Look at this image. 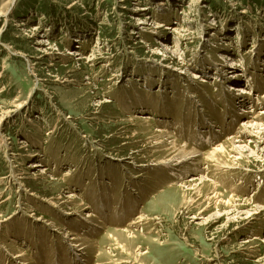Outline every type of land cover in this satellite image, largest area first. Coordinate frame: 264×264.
Returning <instances> with one entry per match:
<instances>
[{"label":"rangeland","instance_id":"1","mask_svg":"<svg viewBox=\"0 0 264 264\" xmlns=\"http://www.w3.org/2000/svg\"><path fill=\"white\" fill-rule=\"evenodd\" d=\"M263 96L264 0H0V264H264Z\"/></svg>","mask_w":264,"mask_h":264},{"label":"bare ground","instance_id":"2","mask_svg":"<svg viewBox=\"0 0 264 264\" xmlns=\"http://www.w3.org/2000/svg\"><path fill=\"white\" fill-rule=\"evenodd\" d=\"M140 23H144V21H142ZM182 30L187 31L188 33H193V30L191 29V27L184 26ZM40 43L43 44L42 41H40ZM70 53H74L75 55H79V52H77V51H74V52L71 51ZM231 64H233V63H231ZM219 69L222 70L223 72L225 71V70H223L222 67L219 68ZM228 72L229 71H227V73ZM197 76L198 75L196 74L195 77H197ZM229 87L230 86H228L227 88H229ZM203 110L204 109H201L200 111L202 112ZM252 111H253V108H250L248 110L247 109L246 110L244 109L243 113H251ZM262 112H264V110H262ZM256 116H258V115L255 114V117ZM247 117H254V115L253 114L252 115L249 114V116H247ZM139 119H141V120H148V119H151V117L149 115H145V116H140ZM252 119L253 118H251V119L249 118L248 120L244 121V123H242V125L240 126V132L242 134L241 136H243V137L246 138L245 141L247 143H250L251 142L250 139H252V142L255 143L256 149L262 150V148H260V145L262 144V141L264 140L263 139V136H264V122L263 123H259L258 122L257 124L256 123L254 124V123H252V121H254ZM144 122H146V121H144ZM259 129H260V131H259ZM256 130H258V132ZM152 134H153V138H154V142H155L154 144H156V145L157 144L168 145V147H166V149H167V151H169V153H168L167 156L160 158L157 162L150 163V164H152V166H154V165L155 166H158L159 165L158 167H160V168H164L165 167L170 173H172L174 175L177 172H180L181 173V172L186 171V167H184V166L187 165L188 163H190V164L191 163H194L195 162V158L199 155V153H198L199 151H197L194 148H189L188 149L187 147H185V145L178 146L176 139H172V140L168 141L166 139L167 137H165V133L163 131H160L158 128H156L155 131L152 132ZM236 137L237 136L232 137V141H231L232 142V151L233 152H235L236 154H239V155L241 154L242 156H244L245 155V152L247 150L248 151L250 150V153L253 151V150L247 148V146L244 143L245 141H241V140H238L237 141ZM25 144L26 143H24V146H25ZM224 149H225L224 143L223 144H221V143L220 144H217L214 147H212L211 151L209 153H207V155L210 158L215 159V157L217 156V153L218 152L223 153L224 152ZM197 163H198V161H197ZM35 166L37 167L38 165H35ZM223 166L224 167H229V166H227L225 164ZM194 171H195V169H194ZM199 172H201V171H199ZM109 173L110 172H108V174H106L107 177H109L108 175H111ZM204 179H205V177H203V175L202 176H198V174L196 172V175L191 176L190 178H188L184 182V184L192 185V184H196L197 181H203ZM74 195L75 194H73V193H70L69 195H67L66 201H69V202L73 201L75 199L74 198ZM152 201L153 200H151L150 202H152ZM54 205L57 206L55 203H54ZM58 208H60V207H58ZM84 216L86 217L88 215H84ZM144 219H146V218L144 217L143 214L138 215L137 218H136V220L131 221L128 225L129 226L131 225L132 227H136V225L139 224L140 221H143ZM126 230H127V228L124 229V230H121V231H126ZM119 231L120 230L109 231L107 233V235L111 237V234H110L111 232H119ZM67 234H71V236H69V237L66 236L69 239L70 243L73 245V246H71L72 247L71 250L72 251H75L77 253L80 252V254H81L82 253L81 252V249L80 248H77V247H79L83 243H75V242L78 241V238H79L78 236L79 235H76L74 233H67ZM68 244H69V242H68ZM91 245H92V242H91ZM119 246L120 245L117 244V243H113V245H109L111 251H112L113 248H116V249L119 248ZM137 252H140V251L138 250ZM105 254L106 253H101V252L99 253V255H102L104 257H107V255H105ZM23 255H24V253L22 251H20V253L18 252L15 255H13L12 258H14V260H15V263L14 264H27L25 262V258L23 257ZM123 263H125V261L119 260V261H115L114 263H111V264H123Z\"/></svg>","mask_w":264,"mask_h":264},{"label":"trees","instance_id":"3","mask_svg":"<svg viewBox=\"0 0 264 264\" xmlns=\"http://www.w3.org/2000/svg\"><path fill=\"white\" fill-rule=\"evenodd\" d=\"M31 2L33 1V2H35L36 0H30Z\"/></svg>","mask_w":264,"mask_h":264}]
</instances>
